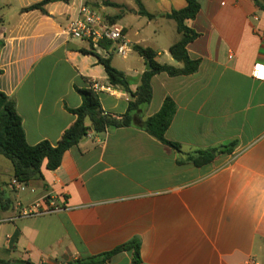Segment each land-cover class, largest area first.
<instances>
[{
  "label": "crops",
  "instance_id": "obj_1",
  "mask_svg": "<svg viewBox=\"0 0 264 264\" xmlns=\"http://www.w3.org/2000/svg\"><path fill=\"white\" fill-rule=\"evenodd\" d=\"M44 0H0V91L15 103L26 142L57 146L82 105L78 90L94 83L106 113L124 115L131 100L112 85L87 41L68 26L86 3L109 24L124 29L129 50H93L140 87L147 59L135 46L157 53L156 62L182 69L170 48L182 39L173 11L185 0L52 2L45 12L24 9ZM200 11L185 25L198 34L187 45L199 61L191 75L154 74L153 97L135 124L90 132L64 155L61 166L20 191L14 168L0 156V260L10 264H71L138 241V264H264V82L252 75L264 67V0H197ZM113 8L112 12L108 9ZM11 11V12H10ZM170 100L175 114L165 139L138 122L156 116ZM215 153L195 165L199 153ZM59 210L24 217L37 202ZM257 243L260 246L257 249ZM134 250L105 264H136Z\"/></svg>",
  "mask_w": 264,
  "mask_h": 264
},
{
  "label": "trees",
  "instance_id": "obj_2",
  "mask_svg": "<svg viewBox=\"0 0 264 264\" xmlns=\"http://www.w3.org/2000/svg\"><path fill=\"white\" fill-rule=\"evenodd\" d=\"M70 0H44L41 3L32 5L23 10L29 12L39 10L45 12L44 7L52 2H69ZM186 7L180 11H173L168 18L175 21L177 31L182 35V39L174 44L169 52L171 56L180 64L182 69H177L156 62L157 53L150 48L135 46L134 50L143 58L147 59L152 67V71L146 72L142 77L140 87L136 92H132L129 82L124 73L112 66L111 60L104 59L93 50L89 53L96 56L103 65L105 72L112 85L124 89L130 96L128 111L124 115H114L104 112L101 106L100 97L92 89H80L82 105L71 112L77 117L75 123L63 134L57 146H52L49 142H42L36 146H29L26 142L25 132L22 126V119L18 115L15 103L0 91V156H4L13 165L14 178L22 184H28L36 177H42V168L46 163V169L54 171L61 166L63 155L71 148L77 146L90 132L104 133L109 129L129 127L135 124V114L143 111L153 97L151 78L154 74L167 73L170 76L191 75L198 70L199 61L192 60L187 52V45L198 37V34L189 29L185 22L196 18L200 11L197 0H185ZM142 15L152 17L148 14L141 3L137 0ZM1 9V7H0ZM2 19L0 17V23ZM101 46L111 49V42H103ZM4 47V41H0V52ZM1 73V71H0ZM175 108L170 100H167L162 110L154 117L138 122L149 134L153 135L163 143L180 151V146L165 139V133L171 124ZM226 150H216L211 153H199L200 158L193 160L195 165L211 163L215 158V153ZM134 250L136 264L140 261V244L134 240L124 244L115 250L98 257L84 261H77L71 264H105L112 256ZM0 264H10L0 260ZM22 264H33L25 261Z\"/></svg>",
  "mask_w": 264,
  "mask_h": 264
},
{
  "label": "built area",
  "instance_id": "obj_3",
  "mask_svg": "<svg viewBox=\"0 0 264 264\" xmlns=\"http://www.w3.org/2000/svg\"><path fill=\"white\" fill-rule=\"evenodd\" d=\"M68 32L71 38L87 41L91 44L93 50H101L103 42H111L115 46V53L125 58L129 50L125 43L124 29L118 24H109L99 15L97 11L91 8L86 3H83L78 11V15L70 21ZM253 77L264 82V67L255 66L252 73ZM96 94L110 93L111 88L103 87L98 83L92 84L90 87ZM13 185L20 191L26 189L25 184L20 183L16 179L13 180ZM58 208L49 206L43 208V202L39 201L31 208L23 211L24 217H33L38 215L50 214L58 211ZM251 264H255L254 261Z\"/></svg>",
  "mask_w": 264,
  "mask_h": 264
},
{
  "label": "rangeland",
  "instance_id": "obj_4",
  "mask_svg": "<svg viewBox=\"0 0 264 264\" xmlns=\"http://www.w3.org/2000/svg\"><path fill=\"white\" fill-rule=\"evenodd\" d=\"M15 5H19L21 3V0H11ZM31 1H38V0H31ZM113 8L108 9V12H112ZM11 12V11H10ZM100 16H102L101 14H99ZM260 246L259 243H257V249Z\"/></svg>",
  "mask_w": 264,
  "mask_h": 264
},
{
  "label": "water",
  "instance_id": "obj_5",
  "mask_svg": "<svg viewBox=\"0 0 264 264\" xmlns=\"http://www.w3.org/2000/svg\"><path fill=\"white\" fill-rule=\"evenodd\" d=\"M175 62H177V61L175 60ZM146 70H147V71H152V67H151L150 64H147V68H146Z\"/></svg>",
  "mask_w": 264,
  "mask_h": 264
}]
</instances>
